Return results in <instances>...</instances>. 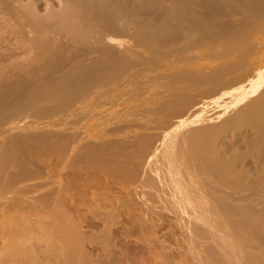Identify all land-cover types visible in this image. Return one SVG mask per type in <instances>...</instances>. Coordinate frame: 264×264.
<instances>
[{
	"label": "bare ground",
	"instance_id": "6f19581e",
	"mask_svg": "<svg viewBox=\"0 0 264 264\" xmlns=\"http://www.w3.org/2000/svg\"><path fill=\"white\" fill-rule=\"evenodd\" d=\"M23 1L0 0V25L5 23L10 27L5 28L6 32L11 31V34L18 33L20 36L19 43L17 40L16 43L13 42L18 48L5 49L1 44L0 54H24L21 60L18 59V63L7 67L2 65L5 68L0 66V168L17 162L22 169L13 175L15 180L11 182L32 174L30 169L23 166L26 165L25 160H30L33 155L37 156L35 153L38 149L33 153L30 142L33 141L36 148L48 151L63 140L73 143L78 139L79 134L73 131L72 125H64L74 123L78 118L89 117L98 110L96 98L109 89L101 91L102 86L120 79H132L140 74L139 69L128 71L143 65L158 70L175 66L180 60H184L187 65L188 61L198 59V56L199 59L201 56H226L225 53L237 47L236 45L239 46L243 39L231 42V45L227 44L229 46L224 49V54H212V50H216L220 45H210V42L223 40L238 28L223 31L225 23H208L207 19L211 15L227 17L237 13L246 14V11L252 10V15L249 14L251 18L264 16V0H143L135 6L123 3L124 0H40L42 3L38 0ZM163 2L166 5H162ZM212 4L215 7L212 8ZM197 8H203L205 13L198 16L195 14ZM210 9H213L212 13ZM1 57L0 65L4 61ZM236 68L234 65L210 68L207 75L211 76L207 81L210 83L209 88L197 93L194 91L175 94L176 97L185 99L183 103L175 102L176 98H171L172 104L169 103L170 100H166L157 105V108L155 106L156 110L160 111L169 107L179 108L167 112L164 115L165 120L158 126L149 128L150 131L155 130L154 133L131 135L132 137L116 141L117 144L114 142L116 148L122 150L125 145L126 149L139 154L142 159L140 163L133 164L126 170L130 172L129 176L135 184L131 191L134 196L132 201L135 206L139 204L141 210L135 222L139 226L146 225L149 228L148 241L151 238L156 240H153L154 243L151 241L153 244H149L144 250L149 253L151 259H162L165 264H262L255 250L252 249L253 253H250L248 248H256L261 241L264 242V239L261 240L264 233H258L262 229L258 223L262 221L264 224L263 212L260 213L262 216H255L250 210L252 206L247 209L243 199L240 200V191L244 189L241 183L239 186V178L230 175L232 170L237 169L238 157L230 159L228 164L219 155L222 146L227 148L241 136L244 129L256 134L254 145L253 140L251 141V149L256 152L264 151V72L252 77L240 87H217L221 80ZM140 71L142 72L141 69ZM186 73L187 71L182 74L172 68L166 74L159 73L160 76H157V73L155 77L163 79L160 82L162 84L172 85L180 79L188 80L194 77ZM130 94L129 96H133ZM86 100L90 101V108H87V105L78 107ZM155 108L147 110L151 109L148 110L150 113L154 112ZM181 108L187 110L182 111ZM135 113L133 110L131 116ZM27 118V124L22 125V121ZM63 119H72V122L66 120L65 123ZM122 120V126L115 125L116 134L124 133L126 127L135 124L133 121V125L125 126L126 124L122 123L129 120ZM51 126H55L54 129ZM23 140L28 141L25 143ZM87 143L81 145L84 147H81L82 150H79L80 146L77 148L79 151L76 152L77 157L74 155V162L75 158L79 162L81 157L84 156V159L89 155L88 151L92 146L91 149H95V153L99 151L102 154L97 144L99 142L95 143L98 145V151L97 147H94L95 144L92 145L93 142ZM104 146L107 151L108 146ZM113 147L115 148V145ZM109 149V152H112L110 146ZM27 156L30 159H27ZM90 156L88 157L93 160L98 158L95 155ZM230 157L233 158V155ZM135 158V154H129L127 160ZM232 164H235L234 168ZM24 169L30 171H27L28 175ZM263 184L264 182H261L258 186L261 190ZM6 185L0 192L4 196L14 194V191L7 190ZM29 188L30 186H26L21 189ZM233 190L239 191L240 194H235L237 192ZM47 194L50 193L38 194L37 197L43 198ZM261 200L264 203V195L257 196L247 204ZM137 212L139 213V209ZM168 214L176 219L182 228L181 234L183 232L175 246L170 243V238L178 240L174 233L169 234L170 237L155 236L168 219L167 217L165 220V215L170 216ZM129 221L133 222L134 219ZM167 226L169 228V224ZM28 234L24 236V240L31 246L34 238ZM1 246L0 264H52L48 262L51 257L46 249L49 248L48 245L41 252L32 246L29 250L25 251L27 248H24L22 251L18 242L8 247L5 244ZM124 247H120L117 252L112 250V264H148V259L141 257V251L135 253L133 247L130 249V245V248ZM56 255L58 257V254ZM40 256L44 258V263L37 260ZM70 258L69 261L58 264H75Z\"/></svg>",
	"mask_w": 264,
	"mask_h": 264
},
{
	"label": "rangeland",
	"instance_id": "374dc122",
	"mask_svg": "<svg viewBox=\"0 0 264 264\" xmlns=\"http://www.w3.org/2000/svg\"><path fill=\"white\" fill-rule=\"evenodd\" d=\"M41 1L43 2L45 0ZM41 1L38 0L39 3ZM121 1L122 0H120V2ZM142 1L143 0H124L123 3L126 2L130 4V6L131 4L135 6L141 3ZM250 1L252 2V0ZM161 4L166 5L165 2ZM161 4L160 7H162ZM212 5V8L215 7L214 5ZM198 9L199 8H197L195 11V14L197 13L198 16L200 14L203 15V13H205V10L203 11V8H200V10ZM254 9L256 10L257 8ZM212 10L210 9L211 13ZM251 11H246V14L237 13L233 16L230 15L227 17L211 15V17L209 16V18L207 19L208 23L212 22L213 24L217 23L221 25L225 23L223 31L238 28L235 33L227 36L223 40H220L218 42L212 40L210 42V45H220L215 48L216 50H212V54H224V49H226V46L231 45V42L233 43L234 41L240 38L243 39V42L239 46L236 45L237 47L232 48V50H230L228 53L226 52V56L223 55L219 58L201 56L200 59V56H198V59L196 58L197 60L195 58H191L192 61H188V63H190H187V65L184 60H180V62L177 63L175 66L171 65L167 68H158V70H154V67H147L146 65H143L141 67L139 66L135 69H130L128 72L137 71L139 69L140 74L135 77H132V79L130 77V80L120 79L121 81L118 80L100 88L101 91H105L108 88L109 89L106 90L105 94L101 95L102 97L100 96L96 98L95 101L98 102V110H95L92 113L93 115L90 114L89 117L85 116L84 118H78L76 121L73 120L75 121L74 123L71 121L72 119H63L64 121L62 120L65 123L66 120H68L67 122H72L66 123L64 126L67 127L72 125L73 131L79 134V136L77 137L78 139H76L75 142L72 143L69 140H63L58 145L52 146L51 148L48 147V151L44 150V148H36V145L33 144L34 142H30V144L33 146V153L35 149L41 151L39 152L38 150H35V154H37V156L33 155L31 159L28 156L26 157L30 160H25L24 164L26 163V165L23 166H26L32 171V174H30L31 176H26V178L20 180L17 179L16 182H11L12 180H15L13 175L18 173L19 170H22L20 169L19 164L17 162H12L5 168H0V190L4 187V185L7 184V190H12L15 192L14 194L8 196H4V194L0 192V245L3 246V244H5V246L8 247V245H13L18 242V245L20 247L19 249H21L22 251H24V248H27L25 250L27 251L32 246L35 249L37 248L39 252L45 250L44 247L46 248L48 245L49 248L47 247L46 249L49 252L48 256H51L50 258L48 257V262H52V264H58L59 262L65 263V260L69 261V257H71L70 260L73 259V261H75V264H97V262L98 264H112V250H116L115 252H117L119 251L120 247L125 246L124 248H128L130 245L131 248H129H134L135 250L133 249V251L135 253H139L141 251V257L148 259V264H165L163 263L162 259H151L148 255L149 253L144 251L146 246H148L149 244L152 245L156 240L151 238V240L148 241V237H150L147 236L150 233L149 228L146 225L139 226L135 222L136 218L141 214V210L140 205L136 204L135 206V203L132 201L133 194L131 191L133 190V188H135V184L129 176L131 175L130 172L127 171L126 168H130V166L133 164L140 163V160L142 159L139 154L132 153L130 149H126L125 145V149L121 150L119 147H117V149L116 141H119L126 137H130L131 135L134 136L141 133H154L155 130L150 131L149 128L158 126L162 120L166 119V116L164 115H166L167 112L174 111L179 108L169 107L165 111H160L158 109L156 110L157 105H159L163 101L170 100L171 98H176L175 102L183 103L185 99L180 96L176 97L175 94H185V92L193 93L194 91V93H197L209 88L210 83H208L207 81L210 80L211 76L207 75H209V70H211L210 68L213 69L216 66L227 67L228 65H234V67H237L234 72L224 77L217 87H227V85L228 87H240L252 77L264 72V16L258 18H251L249 16V14L252 15ZM197 15L195 16L197 17ZM241 23L242 25L240 26ZM4 24L5 23L1 24L2 27L0 25V47L2 44V48L5 49L7 47L8 49L18 48V45L14 44L13 42L17 40V43H19L18 38H20V36L18 35V33L16 35V33L13 32L11 34V31H9L10 33L6 32L5 28L10 27H7L6 24ZM146 55L149 56V54H143V56ZM23 56L24 54H0V57L4 59V61L2 60L3 62L0 66L4 65L5 67H7L11 64H16V62L18 63V59L21 60ZM186 60L187 58L185 59V61ZM146 67L151 70H148ZM172 68L181 71L182 74H185V72L187 71V75L194 77H191L192 79L188 80L180 79L178 82L172 85L162 84L160 82H162L163 79H156L157 76H160V74L162 73H168ZM183 68H186V71ZM140 69L142 70V72L140 71ZM197 69L199 72L201 71L202 73H198ZM195 72H197L198 74H195ZM196 76L198 77L197 79ZM1 77L2 76H0V78ZM200 77L204 78L200 79ZM204 80L205 82H202ZM139 86L142 87L140 88ZM133 88L136 90L138 89V92L141 90L139 93H141L143 90V94L141 93L139 95V93L136 92V90H133ZM130 93L133 94V96ZM134 93L138 94L135 96ZM129 94L131 96H129ZM100 101H102V103ZM85 102L88 103L86 104ZM89 102V100H86L82 102L78 107H85L84 105H87V108H90L91 106L88 107ZM169 103L172 104L173 102L170 100ZM147 108L155 109L154 112L149 113V109L147 110ZM133 110L134 113L135 111L136 113L132 114L133 116H131ZM143 110L147 111L148 113L144 112ZM181 110L186 111L187 109L181 108ZM149 111H151V109ZM136 114L140 115V117H138ZM122 119L124 121L129 120L128 122L126 121L125 123H122L124 125L126 124L125 126H128L129 124H135L130 127L128 126V128L126 127L124 133L116 134L115 125H121L120 120ZM27 121H29V118L24 119L22 121V125H26ZM53 127L55 126H51L52 129H54ZM255 137L256 134L251 132V130L244 129L241 136H238L236 138L237 140L235 139V141H232L234 143L231 142V144H229L227 148L225 147V145L222 146L223 148L220 150L219 155L221 156V158H223L225 162H228V164L230 163V159L233 160L235 158L237 159L238 157V160L236 162V164H238L237 169L235 168V171L232 170L230 172V175L231 177L237 176L239 178V186L241 183L242 188L244 189L242 190V192L244 194L240 191L241 187H239V191L241 194L239 193V191H233L237 192L235 194L241 195L240 200L241 198L243 199L242 201L245 203L244 205L247 206V209L252 206L250 210L255 214V216H260L262 214L261 212H263L262 215H264V203L262 202V200L261 202L254 201V203L247 204L249 203L248 201H253L254 199H256L257 196L264 195V186H262L263 190L258 187L261 182H264V154H262L264 153V151L258 150V152H256V150L253 151L251 149L253 148L252 142L254 145ZM23 141L27 143L28 140ZM48 142L50 143V141ZM87 142H91V144L93 142L92 145H94L96 142H99L97 143L99 146L95 144L96 146L94 145V147H100L101 149L99 150L102 151V154L98 151V147V152L95 153V149L92 150L91 148H93V146L91 145L92 147L88 151L89 155H87L84 159V156L81 157L82 159L79 162L77 158H75L77 162L76 160L74 162L73 158L77 155L76 152L82 150L81 147H83V144L85 143L88 144ZM114 142L116 144H114ZM111 143L113 144L112 146ZM103 144L106 146L110 144L109 146L111 147L112 152H109V146L106 147V151L105 146ZM114 145L115 148L113 147ZM245 147H248V149ZM77 148L79 150H77ZM257 153H260V155ZM129 154H135L137 158L129 161L127 160ZM231 154L233 155V158L230 157ZM255 154H257V157ZM94 155L95 157H98L95 160H93L92 158L90 159L88 157H93ZM87 157L90 160H88ZM239 157L241 158L239 159ZM242 158L243 160H241ZM232 165L234 168L235 164ZM116 168L118 169V171ZM28 169H24L26 170L24 172L29 171ZM26 175H28V172ZM126 183L127 185H125ZM248 185L250 187H248ZM26 186L27 188L30 186V188L21 189ZM46 192L50 194L43 196V198L37 197L39 196L38 194H44ZM257 203H260L261 205ZM138 209L139 213L137 212ZM168 215L170 216L165 215V220L167 219V217L168 219L158 229V232L160 231V234L156 232L155 236L157 238L158 236L167 235V237H170V235H173L174 233L175 237H178V240L177 238H172V240L170 238V243H174V245H172L175 246V243L177 244L180 241L183 232L181 234L180 230H182V228L178 225L176 219L171 214ZM128 219H134L133 222L135 223L130 222ZM25 220L28 221L25 222ZM131 223L136 225L134 226ZM168 224L169 228L167 226ZM258 226L262 228L261 229L260 227H258V229H261L258 232L261 235L264 233V224L262 223V221L261 223H258ZM165 229H167V231ZM28 233L33 235L34 238V240H32L34 242H32V245L30 242L31 246H29L28 242V244H26L24 240V236L29 235ZM138 236L140 242L138 241ZM113 238L114 241H112ZM145 238H147V241L145 240ZM263 239L264 238H261V240ZM263 243L261 241V244L259 243L260 245L256 248H248V250H250V253H253L252 249L255 250L256 253H254L258 254L262 261V264H264ZM39 248L42 249L40 250ZM55 250H57V252ZM56 254H58V257ZM40 258L41 256L37 260L39 262H43L44 258Z\"/></svg>",
	"mask_w": 264,
	"mask_h": 264
}]
</instances>
